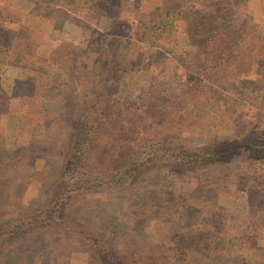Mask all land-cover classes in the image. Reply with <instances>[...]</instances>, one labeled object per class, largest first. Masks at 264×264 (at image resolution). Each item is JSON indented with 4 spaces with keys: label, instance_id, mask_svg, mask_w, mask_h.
I'll return each mask as SVG.
<instances>
[{
    "label": "rangeland",
    "instance_id": "rangeland-1",
    "mask_svg": "<svg viewBox=\"0 0 264 264\" xmlns=\"http://www.w3.org/2000/svg\"><path fill=\"white\" fill-rule=\"evenodd\" d=\"M113 60L105 76L113 88L93 85L98 66ZM103 92L116 96L97 104L101 112L130 107L110 130L121 143L173 117L175 153L157 155L165 164L183 156L182 144L238 142V156L150 171L121 189L98 176L96 163L63 171L75 156V122L92 110L83 102ZM154 133L162 138V129ZM261 149L264 0H0V264H96L98 245L122 255L155 245L177 258L168 250L189 233L220 234L233 257L264 264ZM89 177L104 185L92 191ZM62 208L100 242L62 234ZM162 253L155 261L172 264Z\"/></svg>",
    "mask_w": 264,
    "mask_h": 264
},
{
    "label": "trees",
    "instance_id": "trees-1",
    "mask_svg": "<svg viewBox=\"0 0 264 264\" xmlns=\"http://www.w3.org/2000/svg\"><path fill=\"white\" fill-rule=\"evenodd\" d=\"M114 64L115 62L113 60L105 65L106 67L103 69L101 66H98V70L99 68L101 69L99 72L93 73V85L99 86L97 84H105L113 88V85L115 84L111 83V81L106 79L105 76L109 74L108 70H110ZM115 94L116 92L111 95L103 92L101 95L97 96V101L95 100L96 102H94V104H92V102L89 104L88 101L83 102L84 105H88V108L92 110L87 113L84 109L77 118L69 148V152L78 156V159H75V156L71 157V159L66 157L63 163V171H75L80 167H90L96 163V168L93 169L98 173V176L104 173L107 174L105 177L108 178V181L112 183L115 188L121 189L123 182L125 181L129 182L130 186L134 187L136 183L143 178V175L148 174L147 172L150 171H169L174 169L177 172H184L187 171L191 165L194 166V164L203 165L206 161H212V163L220 162L222 158L230 161L236 159L238 156L236 146L238 142H236L235 145H226L227 143L224 142L216 145V147H212V150L205 148L207 149L206 151H204L205 149H200L191 145L189 147L182 144L185 151H182V148H178L177 150H179L183 156L179 157L180 153H178L176 155L178 159L173 158L170 163L165 164L164 160H162V158L159 159L157 156H162V153H158V151H161V148H163L166 152L175 153V149H173L172 146L176 147V145L171 143L173 141V137L170 134V130L173 128L171 127L168 118L171 119L173 117L169 115H166L164 119H161L160 121L155 120L147 126L142 125L140 129L139 125L137 127L139 131L136 132V137L131 141L132 143H121L115 139V135H113L110 130H116L113 126L118 124V119L122 120L124 115H128L127 112H129L130 107L126 109L124 108L122 111H119V113L116 111L111 113L105 110L101 112V109L98 108L99 105H97H103V102L107 97L112 95L116 96ZM89 100L92 101V98L89 97ZM92 111H94V113H91ZM131 114L134 115L136 113L131 112ZM160 129H162L163 135L162 138H157V135L154 132L157 133ZM144 135L153 138V144L145 143V145H143V143L140 145ZM180 136V133H178L177 137L181 138L182 136ZM162 143L165 144V148ZM148 150L151 151L148 152ZM140 153L144 155L140 156ZM145 154L149 156H146ZM260 154L261 157H258L256 160L259 163H264V149L260 150ZM156 157L158 158L157 162ZM89 178H91V183H89L88 186H90L92 191L96 188H101L99 185H104L103 182L101 183L99 177ZM66 198L65 201L68 202L67 207H69L71 206L70 201L76 197L71 196L69 197V200ZM62 209L64 212L60 214L58 218L66 220L68 223L65 229L62 228V234H65V236L68 234L71 236H82L86 237V239L88 237L90 243L100 242L98 238H92V236L94 237L96 233L89 232L87 235L86 233L88 230L85 229L86 227L78 225L77 219L71 215V212L69 213L66 208ZM253 217H255V215H253ZM49 218L52 223L59 224L57 222L58 219L56 220V218L53 219L52 217ZM256 222L260 223V226L256 225V227L264 228V216ZM218 235L219 237H214L211 233H203L201 235L198 233L191 235V233H189L188 235H185V237L181 239V243L177 242V245L174 248L168 250L171 253H173V251L178 252L179 257L177 258L176 255L168 256V253H162L160 249L161 247L155 245L139 247L135 249V251L126 253L125 255L117 253V250L114 248H106L105 246L101 247L98 245V248L95 246L91 248V254L95 258L96 264H158L160 260L158 262L155 261V256L158 252L166 254L163 259H167V261L172 264H186L189 263L188 261L192 260L197 262L201 259L212 261L213 264H244L248 261L245 257L239 255L238 253V256L233 257L232 252L228 251L232 243L227 241L224 237L221 238L220 234ZM248 240H251L249 235L245 240V243L249 242ZM245 243L242 244L243 249ZM159 249L160 251H158ZM185 256H189V259ZM171 257L173 261L169 260Z\"/></svg>",
    "mask_w": 264,
    "mask_h": 264
}]
</instances>
